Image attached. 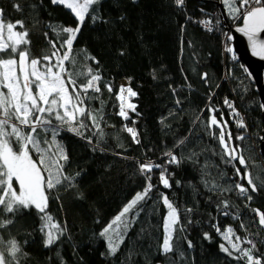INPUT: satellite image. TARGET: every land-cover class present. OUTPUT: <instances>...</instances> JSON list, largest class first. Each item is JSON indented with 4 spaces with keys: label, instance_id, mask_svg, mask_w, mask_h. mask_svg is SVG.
<instances>
[{
    "label": "trees",
    "instance_id": "trees-1",
    "mask_svg": "<svg viewBox=\"0 0 264 264\" xmlns=\"http://www.w3.org/2000/svg\"><path fill=\"white\" fill-rule=\"evenodd\" d=\"M94 8L92 14L100 19H86L74 42V63L66 62V66L78 85L90 77L76 74H86L89 68L101 77L100 92L90 90L93 99L86 100V106L100 111L103 136L91 121H85L89 129L82 130L83 138L66 128L57 137L69 155L66 174L80 173L75 187H60L50 194L47 212L66 231L46 248L43 222L32 208L6 217L13 223L0 229V235L5 240L15 238L22 253H27L20 264H244L232 258L239 253L228 256L221 251L223 241L217 227L221 232L231 227L242 241L257 244L259 251L254 255H264V229L251 211H264L261 103L241 63L225 51L231 46L227 28L240 21L231 18L222 0H185L183 7H177L175 0H102ZM0 9L5 23L24 21V29L17 30L29 32L31 44L27 47L33 58L50 54L48 39L62 42L67 34L58 37L60 27L75 28L77 23L70 10L53 5L51 0H0ZM202 20L210 21L213 31L198 23ZM204 73L208 74L207 83L201 79ZM121 82L138 93L129 98L137 107L129 113L128 121L117 115L116 93ZM106 83L112 84V93ZM226 98L238 116L225 105ZM209 107L219 109L215 113L218 120L223 113L221 123L228 125L225 132L232 133L231 144L237 156L245 159L258 191L252 192L246 179L236 175V168L243 175L245 166L227 162L230 157L220 145V129L208 127ZM241 119L245 128L237 127ZM125 124L135 128L139 144L133 142ZM237 136L245 138L237 140ZM181 140L184 143L177 146ZM169 150L180 159L179 164L165 163L164 153ZM149 160L164 164L172 186L165 189L160 184V169L150 174L156 187L128 214L131 223L126 234L121 229L123 243L115 255H109L107 242L99 233L144 190L147 180L137 161ZM237 183L249 187L251 201L235 188ZM228 188L231 191H223ZM162 192L180 217L174 226V250L167 254H161L160 247L167 213ZM225 200L229 204L226 209ZM204 233L210 239H205ZM241 247L251 245L241 243Z\"/></svg>",
    "mask_w": 264,
    "mask_h": 264
},
{
    "label": "snow or ice",
    "instance_id": "snow-or-ice-1",
    "mask_svg": "<svg viewBox=\"0 0 264 264\" xmlns=\"http://www.w3.org/2000/svg\"><path fill=\"white\" fill-rule=\"evenodd\" d=\"M101 0H51L53 5H63L65 9L70 10L77 23L76 27H60L57 36L67 34L62 42L45 38L51 45L50 54L33 58L30 47L31 41L28 39L29 32L24 29V21L7 22L4 20L3 10L0 9V229H7L13 220L6 218L9 215L15 216L23 209L35 208L42 220L41 231L45 232L46 239L44 246L51 247L63 235L66 229L61 228L58 223H54L53 216L47 212L49 206L50 194L53 190L60 187H75V175H68L65 172V165L68 163L69 155L64 145L57 140L61 129L66 128L70 133L76 136L84 137V131L88 130L89 125L85 121H91V126L96 128L100 136L103 131L100 129V122L103 119L99 110H93L86 106V100L93 99L89 96V91L100 92L99 75L92 74L91 68L87 73H77L76 76L86 75L90 77L85 84H77V79L73 77L67 64L74 63L72 56L74 42L82 30L86 19L93 21L100 17L92 14L95 11L94 6L100 4ZM228 14L234 21H242L235 28V31L247 37L252 55L264 59V0H222ZM177 7H183L185 0H175ZM17 11L20 10L16 5ZM203 11V9H201ZM201 23L211 32L213 26L208 20H202ZM219 21H217V25ZM55 31V29H54ZM231 33L227 34V40H232ZM59 43V47L57 44ZM225 51L232 54V59L237 60L234 50L231 46H226ZM122 54V53H121ZM94 60V58H91ZM245 73L248 69L244 68ZM231 75V71L229 72ZM250 75V74H249ZM208 74L204 73L201 79L207 83ZM155 79V76L153 77ZM70 86V87H69ZM109 93L113 92V86L110 83L104 85ZM138 93L130 86L121 85L119 92L116 93V99L119 101V115L125 121L130 120V112H136V104L130 102L129 98L136 97ZM180 101L177 100V104ZM225 105L231 109L232 114L239 115L232 102L227 98ZM264 110V104L260 105ZM208 127L213 126L220 129L219 142L224 149V155L232 160L239 159L241 166H245L243 175L240 168H236V175L241 179H246L252 192L258 191L257 184L246 168V161L242 156H237L236 150L229 147L232 141V133L225 132L228 127L227 122L223 121V113L220 120L215 115L219 109L209 107ZM139 115V113H136ZM197 119H200L197 117ZM163 122V121H162ZM135 124V121H132ZM237 127L245 128L243 120L237 121ZM124 129L131 134L133 142L139 144L138 133L134 127L124 125ZM227 135V141L225 140ZM245 137L237 136V140H243ZM88 142L92 143V138L88 137ZM261 139H264L262 137ZM183 140L178 142L182 145ZM167 157L166 164H179L180 159L172 150L164 153ZM139 164L140 174L147 180L146 187L142 192L130 200L122 210L106 225L99 235L107 242L109 255H115L123 243L124 234L121 232L123 227L126 234L131 221L128 214L136 206L145 200L156 187L152 181L151 173L160 169L159 181L165 189H170L171 174L164 164L155 163L149 160L146 163ZM179 184V181H177ZM235 188L241 195H246L247 200L251 201L253 197L247 195L249 187L237 183ZM231 191V188L223 189ZM163 205L167 208V214L164 217V237L160 245L161 254L173 252V234L174 226L180 223L178 209L169 200L165 193L160 194ZM223 207H229L228 201H222ZM191 212L192 209H187ZM259 218V226L264 229V211L259 208L251 209ZM228 215L227 212L224 213ZM138 215V213H137ZM134 220L135 217L133 216ZM215 227V226H214ZM244 227V225H241ZM216 231L221 234L229 247L220 244L222 252L232 256L233 252L239 253L232 256L235 260H243L244 264H264V255H254L259 249L252 240H241L236 236L231 227L221 232L220 228ZM235 236V241L232 237ZM205 239H210L208 233H204ZM241 243L250 244V248H242ZM188 246L192 247L191 241ZM231 249V250H230ZM21 256H27L22 253L19 243L15 238L5 240L0 235V264H20Z\"/></svg>",
    "mask_w": 264,
    "mask_h": 264
},
{
    "label": "water",
    "instance_id": "water-1",
    "mask_svg": "<svg viewBox=\"0 0 264 264\" xmlns=\"http://www.w3.org/2000/svg\"><path fill=\"white\" fill-rule=\"evenodd\" d=\"M241 23L242 21H240L239 24ZM236 26L237 25L227 28L226 38L227 34L229 33H231L233 37L232 40H227V42L233 48L234 54L237 56V60L239 61V63H241L243 69L245 67L248 69V73L245 74L248 77L250 83L253 85L254 90L259 97L260 103L264 104V59H261L259 56L252 55L251 47L247 37H245L241 33L236 32ZM261 36L262 38H264V33H262ZM262 122L264 125V110H262ZM230 148L234 149L232 144H230ZM233 161L239 162V159Z\"/></svg>",
    "mask_w": 264,
    "mask_h": 264
},
{
    "label": "rangeland",
    "instance_id": "rangeland-1",
    "mask_svg": "<svg viewBox=\"0 0 264 264\" xmlns=\"http://www.w3.org/2000/svg\"><path fill=\"white\" fill-rule=\"evenodd\" d=\"M102 1V0H101ZM63 6V5H62ZM120 85H125L127 86V84L125 82H121ZM167 209V208H166ZM167 214V213H166ZM121 229H123V227H121ZM122 232V231H121ZM222 238V241H223V244H225L226 247H229L230 248V245L227 244V242L223 239V237L221 236ZM233 241H235V237L233 236L232 237ZM231 250V249H230Z\"/></svg>",
    "mask_w": 264,
    "mask_h": 264
}]
</instances>
